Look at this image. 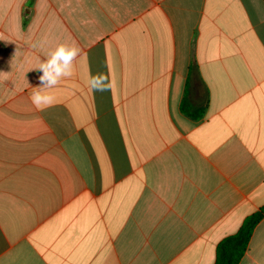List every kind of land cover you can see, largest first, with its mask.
Returning a JSON list of instances; mask_svg holds the SVG:
<instances>
[{
    "label": "crops",
    "instance_id": "0c3cea01",
    "mask_svg": "<svg viewBox=\"0 0 264 264\" xmlns=\"http://www.w3.org/2000/svg\"><path fill=\"white\" fill-rule=\"evenodd\" d=\"M0 72V264H215L264 206V0H0Z\"/></svg>",
    "mask_w": 264,
    "mask_h": 264
},
{
    "label": "clouds",
    "instance_id": "9594fccd",
    "mask_svg": "<svg viewBox=\"0 0 264 264\" xmlns=\"http://www.w3.org/2000/svg\"><path fill=\"white\" fill-rule=\"evenodd\" d=\"M36 46L33 45V47ZM80 51L75 44L60 43L35 68L42 73L38 78L39 86L34 87L30 97L31 103L37 110L43 111L55 105L56 97L48 90L55 88L63 79L73 75L74 62L80 55ZM0 74L3 73L0 72ZM113 83L109 75L103 72L90 74L87 80V85L93 93L109 92L113 88Z\"/></svg>",
    "mask_w": 264,
    "mask_h": 264
},
{
    "label": "trees",
    "instance_id": "16d2710c",
    "mask_svg": "<svg viewBox=\"0 0 264 264\" xmlns=\"http://www.w3.org/2000/svg\"><path fill=\"white\" fill-rule=\"evenodd\" d=\"M203 114V112H202ZM264 218V206L244 221L239 231L219 243L215 264H240L249 249L256 226Z\"/></svg>",
    "mask_w": 264,
    "mask_h": 264
}]
</instances>
